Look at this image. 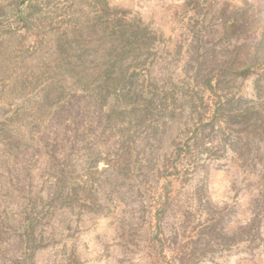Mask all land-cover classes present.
Here are the masks:
<instances>
[{
    "label": "rangeland",
    "instance_id": "obj_1",
    "mask_svg": "<svg viewBox=\"0 0 264 264\" xmlns=\"http://www.w3.org/2000/svg\"><path fill=\"white\" fill-rule=\"evenodd\" d=\"M0 264H264V0H0Z\"/></svg>",
    "mask_w": 264,
    "mask_h": 264
}]
</instances>
